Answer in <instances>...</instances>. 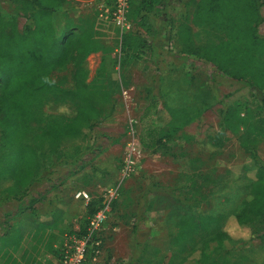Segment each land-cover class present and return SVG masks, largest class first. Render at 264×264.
<instances>
[{
    "label": "rangeland",
    "instance_id": "obj_1",
    "mask_svg": "<svg viewBox=\"0 0 264 264\" xmlns=\"http://www.w3.org/2000/svg\"><path fill=\"white\" fill-rule=\"evenodd\" d=\"M67 1L78 16L94 13L93 4L84 7V1ZM139 1H131L129 17L134 22L145 17L140 31L148 46L127 51L113 26L98 25L94 30L98 48L50 73L55 85L74 95L62 100L45 98L31 125L43 124L41 118L73 117L77 107L85 103L103 110L104 119L93 130H84V135L59 142V150L67 154L77 146H86L77 163L54 167L30 187L25 197L0 205V254L5 251L6 257L11 252V259L13 253L26 249L29 257L22 256L20 264L32 256H36L37 264H53L65 239L80 227L87 228L96 213L89 214L86 202L75 199L78 191H85L91 198L109 201L100 226V255L93 260L97 263L264 264V216L248 227L238 225L233 217L250 189L239 170L251 161L239 143L249 124L262 127L263 136L252 147L264 169L260 100L253 89L221 76L207 62L181 54L180 44L165 36L167 23L175 28L184 21L190 26L195 46L220 40L219 34L198 25L192 16V4H185V0H151L148 11H139ZM261 2L264 17V0ZM21 7L19 2L0 0L1 10L16 14L18 30L29 15ZM259 32L264 35V21ZM147 106L155 110L146 114ZM142 135L149 144L146 147L138 141ZM156 140L159 143L154 146ZM42 151L38 149V154ZM127 157L132 162L131 170L124 176ZM211 170H215L213 181L207 180L206 185L212 193L192 210L216 215L218 222L211 233L173 247L171 228L177 218L170 215L165 201L145 190L150 182L174 186L194 173ZM238 176L241 179H233ZM9 184V177L1 176L0 192ZM218 189L222 193H215ZM56 208L66 215L58 229L45 226ZM141 210L146 221L137 219ZM32 216L35 218L31 222ZM136 225L146 244L143 255L134 248L132 228ZM222 227L234 239L227 250L209 240ZM207 240L204 249L208 259L201 263L198 253L191 249ZM16 262L13 258L12 264Z\"/></svg>",
    "mask_w": 264,
    "mask_h": 264
},
{
    "label": "trees",
    "instance_id": "obj_2",
    "mask_svg": "<svg viewBox=\"0 0 264 264\" xmlns=\"http://www.w3.org/2000/svg\"><path fill=\"white\" fill-rule=\"evenodd\" d=\"M13 1L19 2L21 9L28 11L29 15L22 29L18 30L16 14L0 9V177L7 175L10 179V184L0 192V205L25 197L30 187L47 177L54 167L77 163L87 151L86 146H77L67 154L59 150V142L84 135V130H93L104 119L103 110L93 103H85L77 107L73 117L41 118L43 124L38 127L31 125L35 111L45 98L52 96L62 100L73 97V92L61 90L52 82L50 73L65 67L77 56L95 51L98 41L94 30L103 24L97 22L94 13L78 16L67 0ZM149 3L151 0H140L139 11H148ZM185 4L193 5L192 16L198 20V25L219 34L220 40H209L199 47L195 46L190 26L184 21L175 28L167 23L165 36L180 44L181 54L203 60L221 76L241 87L253 89L264 113V35L259 32V26L264 21L261 0H185ZM144 19V16L135 22L130 19L132 29L121 36L127 51L147 45L140 31ZM132 41L139 43L134 45ZM150 90L147 89L148 97ZM146 109V114L155 110L153 106ZM262 136L261 126L249 124L239 142L251 158L248 164L239 166L242 179L249 181L250 186L241 201V209L233 214L240 226L248 227L250 222L264 216V169L252 147V143ZM138 141L141 147L149 145L144 135ZM158 143L156 140L153 145ZM42 148L44 152L38 154V149ZM214 172L194 173L174 186H160L156 182L148 184L145 192L154 193L157 200L165 201L170 215L177 218L171 228L173 247L193 241L191 238L197 235L211 233L218 222L216 215L192 210L212 193L206 181H213ZM226 173L229 174L228 171ZM238 178L241 179L240 176L233 179ZM215 193H222V189ZM102 201L101 197L91 198L86 204L88 213L97 212L102 207ZM144 212L140 211L138 221H146ZM49 216L51 221L45 226L56 229L64 224L66 218L65 212L58 208ZM85 229L86 225L75 234L80 236ZM132 231L134 248L143 255L146 244L139 237L138 225L133 226ZM209 240L224 249L234 241L223 227L214 232ZM209 240L202 242L197 249H191L192 253H198L201 263L207 262L208 254L204 247ZM94 249L90 244L81 264H100L93 261Z\"/></svg>",
    "mask_w": 264,
    "mask_h": 264
},
{
    "label": "built area",
    "instance_id": "obj_3",
    "mask_svg": "<svg viewBox=\"0 0 264 264\" xmlns=\"http://www.w3.org/2000/svg\"><path fill=\"white\" fill-rule=\"evenodd\" d=\"M93 4L94 15L98 23L113 26L120 36L132 29V22L128 18L131 0H94ZM131 163V159L127 157L123 169L124 176L129 175ZM74 197L75 199H82L86 204L91 199V196L85 191H78ZM108 208L109 201L103 200L102 207L92 217L85 233L80 236L74 233L67 237L59 253L56 251L57 256H55L53 264H81L89 251L90 244L95 247L93 260L100 255V226Z\"/></svg>",
    "mask_w": 264,
    "mask_h": 264
},
{
    "label": "crops",
    "instance_id": "obj_4",
    "mask_svg": "<svg viewBox=\"0 0 264 264\" xmlns=\"http://www.w3.org/2000/svg\"><path fill=\"white\" fill-rule=\"evenodd\" d=\"M77 2H81V1H84V4H83V6L85 5V6H90V5H92L93 4V2H94V0H76ZM92 3V4H91ZM94 5V4H93ZM84 6V7H85ZM91 10L93 11L94 10V8H91ZM23 245V244H22ZM22 245H19L18 246V248H17V250H19L20 248H21V246ZM0 249H2V248H0ZM13 249H15V248H13ZM12 251V250H11ZM5 251H3V253L2 254H0V264H12L13 263V258H17V262H16V264H20V262H22L21 260H22V256H26V258H28L29 257V255H28V252H26V249H24V250H22L20 253L18 252V251H16V254H14L13 253V258H9L10 257V254H11V252H9L8 254H7V258L5 257ZM37 262H38V260H36V256H32L31 258H30V260L29 261H26V263H28V264H37ZM25 263V261H24V263H22V264H26Z\"/></svg>",
    "mask_w": 264,
    "mask_h": 264
}]
</instances>
